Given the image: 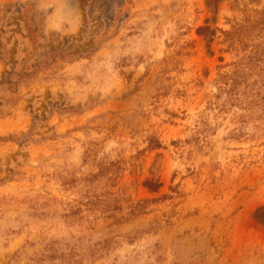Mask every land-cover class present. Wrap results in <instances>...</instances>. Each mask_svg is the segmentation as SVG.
Instances as JSON below:
<instances>
[{"label":"rangeland","instance_id":"1","mask_svg":"<svg viewBox=\"0 0 264 264\" xmlns=\"http://www.w3.org/2000/svg\"><path fill=\"white\" fill-rule=\"evenodd\" d=\"M0 264H264V0H0Z\"/></svg>","mask_w":264,"mask_h":264}]
</instances>
